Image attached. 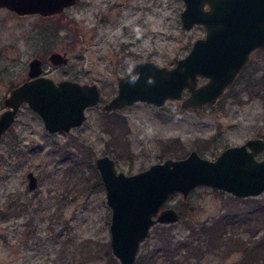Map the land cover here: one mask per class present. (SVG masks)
Masks as SVG:
<instances>
[{"label": "rangeland", "instance_id": "374dc122", "mask_svg": "<svg viewBox=\"0 0 264 264\" xmlns=\"http://www.w3.org/2000/svg\"><path fill=\"white\" fill-rule=\"evenodd\" d=\"M183 7V0H77L52 15L0 7V113L10 89L28 77L35 56L42 59L43 73L55 79L97 83L102 101L115 95L118 76L133 62L174 65L205 34L202 24L183 27ZM54 50L65 51L68 61L53 64L48 56ZM263 72L264 48H256L213 104L138 101L111 112L90 106L86 120L68 131H48L42 117L22 104L0 138V264H121L110 245L111 207L96 157L108 153L119 170L133 173L191 149L213 158L228 145L264 138V96L255 94L252 85ZM29 170L40 177L35 189L27 187ZM234 197L208 185L197 186L187 197L174 193L164 206L175 207L179 219L155 223L134 264H169L164 260L166 237L199 236L203 225L212 224L231 204L246 205ZM250 197L264 200V191ZM12 201L26 205L13 208ZM22 207L28 209L23 213ZM253 232H245V238L264 236L263 227ZM210 248L180 250L170 264L249 259L240 249Z\"/></svg>", "mask_w": 264, "mask_h": 264}, {"label": "water", "instance_id": "95a60500", "mask_svg": "<svg viewBox=\"0 0 264 264\" xmlns=\"http://www.w3.org/2000/svg\"><path fill=\"white\" fill-rule=\"evenodd\" d=\"M77 0H0L18 14L61 13ZM182 25L202 24L205 34L172 66L153 60L135 61L117 78V92L101 99L97 83L73 78L55 79L43 73L42 59L29 62V78L14 86L4 98L0 113V138L15 121L20 105L27 103L50 132L68 131L87 118L86 109L104 111L144 101L161 106L167 99H182L185 107L213 104L231 85L256 48H264V0H183ZM208 3L209 7H205ZM49 60L68 61L65 51L54 50ZM205 80L199 83V79ZM185 90L188 94L184 96ZM258 155H262L260 158ZM106 200L111 207L110 245L121 264H134L141 242L157 222L180 217L173 206H164L174 193L187 197L199 185L224 189L235 196H256L264 191V138L250 137L226 146L213 158L191 149L184 156H168L133 173L119 170L114 157L95 159ZM27 187L35 189L40 177L26 173Z\"/></svg>", "mask_w": 264, "mask_h": 264}, {"label": "trees", "instance_id": "16d2710c", "mask_svg": "<svg viewBox=\"0 0 264 264\" xmlns=\"http://www.w3.org/2000/svg\"><path fill=\"white\" fill-rule=\"evenodd\" d=\"M252 85L255 86V94L264 96V72L253 78ZM100 183L102 184V182ZM234 198L247 203L245 206L238 207L231 204L230 208L214 219L212 224L203 225L199 236L196 235V237L191 233L187 239L182 237L177 240L173 236H167L163 244L165 247L164 260L170 263L173 262L172 260L175 261V256L183 249L190 251L199 247L217 248L225 246L240 249L246 253L249 259L246 258L247 260L241 264H264V236L257 239H246L244 235L245 232L254 234L253 229L258 227L264 228V200L254 199L255 197L250 196H235ZM21 205L25 206L26 204L11 202L13 208H19ZM22 208L24 213L23 210L27 207ZM63 250L66 248L64 247Z\"/></svg>", "mask_w": 264, "mask_h": 264}, {"label": "flooded vegetation", "instance_id": "af4514ba", "mask_svg": "<svg viewBox=\"0 0 264 264\" xmlns=\"http://www.w3.org/2000/svg\"><path fill=\"white\" fill-rule=\"evenodd\" d=\"M205 7H207V8L209 7L208 3H205ZM43 70H44V68H43ZM28 71H29V70H28ZM44 74H45V73H44ZM28 78H29V75H28V77H27L26 79H28ZM26 79H25V80H26ZM61 79H62V78H61ZM57 80H59V79H57ZM20 83H21V82H20ZM11 89H12V88H11ZM11 89H10V90H11ZM22 104H24V103H22ZM22 104H21V105H22ZM21 105H20V108H21ZM20 108H19V110H20ZM117 109H118V108H117ZM114 110H115V109H114ZM112 111H113V110H112ZM110 112H111V111H110ZM18 113H19V111H18ZM17 116H18V114H17ZM16 118H17V117H16ZM16 118H15V120H16ZM14 122H15V121H14ZM14 122H13V123H14ZM13 123H12V124H13ZM12 124H11V125H12ZM11 125H10V126H11ZM10 126H9V127H10ZM9 127H8V129H9ZM8 129H7V130H8ZM7 130H6V131H7ZM6 131H5V132H6ZM5 132H4V133H5ZM4 133H3V134H4ZM2 136H3V135H2ZM1 138H2V137H1Z\"/></svg>", "mask_w": 264, "mask_h": 264}]
</instances>
